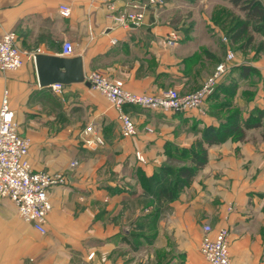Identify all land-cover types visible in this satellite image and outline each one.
<instances>
[{
  "label": "crops",
  "instance_id": "0c3cea01",
  "mask_svg": "<svg viewBox=\"0 0 264 264\" xmlns=\"http://www.w3.org/2000/svg\"><path fill=\"white\" fill-rule=\"evenodd\" d=\"M145 1L0 0V39L14 32L21 51L53 56H63V43L70 41L71 57H82L85 76L100 72L133 93H191L219 63L230 66L220 80L227 83L226 93L206 100L200 110L125 106L137 128L131 137L123 136L118 111L91 85L42 87L29 57L20 70L0 72V106L7 91L19 132L31 141L33 170L66 178L49 189L45 234L21 219L14 202L1 201L0 264H210L200 251L205 225L213 234L228 231L230 264H264V30L263 36L250 30L232 44L218 18L212 25L216 34H203L199 47L191 37L178 49V43H167L175 30L152 11L135 27L114 20L117 11ZM61 5L70 8L69 17L60 13ZM235 112L243 139L234 133L206 143L212 133L207 128L223 136ZM97 137L104 143L89 146ZM197 143L208 151L206 166L176 199L160 206L142 178L166 165H189Z\"/></svg>",
  "mask_w": 264,
  "mask_h": 264
},
{
  "label": "built area",
  "instance_id": "2783aa9c",
  "mask_svg": "<svg viewBox=\"0 0 264 264\" xmlns=\"http://www.w3.org/2000/svg\"><path fill=\"white\" fill-rule=\"evenodd\" d=\"M107 0H105L106 2ZM166 0H146L134 2L117 11L114 20L123 27L143 24L149 10L158 12L165 7ZM114 11V5L109 6ZM60 13L69 17L71 10L66 5L60 6ZM175 44L174 41L169 42ZM74 54V46L70 41H64V57ZM26 57L35 59V54H27L16 45V34L9 32L0 39V72L9 73L20 70ZM233 56L229 54L227 60ZM227 62L219 63L213 73L202 86L191 93L182 94L176 89H168L156 95L133 93L124 88L123 82L110 80L102 73L94 71L85 76V81L104 94L119 113L124 137L137 134V128L132 118L123 108L127 105L136 106L149 111L191 112L201 109L207 98L214 92L222 77L228 73ZM61 84L54 85L60 89ZM93 132L92 127L86 129V134ZM104 141L97 137L88 141V145H102ZM31 141L19 132L15 112L10 106L9 94L5 91L0 106V204L5 198L16 205L19 216L25 222L31 223L41 234L46 233V223L52 204L49 199V189L66 183L63 174L48 171H34L28 159ZM137 157L144 161L137 153ZM76 165L73 163L72 166ZM200 251L210 264H230L229 233L221 229L213 234L211 226H204V236Z\"/></svg>",
  "mask_w": 264,
  "mask_h": 264
},
{
  "label": "trees",
  "instance_id": "16d2710c",
  "mask_svg": "<svg viewBox=\"0 0 264 264\" xmlns=\"http://www.w3.org/2000/svg\"><path fill=\"white\" fill-rule=\"evenodd\" d=\"M230 3L235 7L240 9L245 16L243 21H238V19L233 16L227 15V17L219 18V20H224L221 24V29L225 30L226 27L229 30L225 31L226 39L232 44L239 42L247 38L250 35V26L252 23L256 25V32H262L264 30V5L259 0H229ZM217 22V20L215 21ZM250 39V38H249ZM247 39L245 42L252 41V39ZM244 42V43H245ZM241 70H247V68L242 67ZM222 80V79H221ZM229 87H236L234 83H229ZM227 83H218L214 92L207 98L208 99H217L220 96V92L226 93ZM227 102L230 103V99H227ZM184 113V112H178ZM238 116V113L230 115L228 126L222 127L224 134L221 139L219 137V129L207 128L206 134L209 131H212L211 134L207 135L205 142L209 144L222 142L226 136L236 134L240 136V139L244 137V129L239 128V125L235 123V120ZM231 121H233L231 123ZM247 127H250V124H246ZM256 126V125H255ZM189 165L183 166L179 169L172 168L168 165L164 166L159 172L150 178H142V182L149 184L147 191L149 194L153 195L155 199L161 205H164L169 199H176L180 190L188 186L192 180L196 177L199 170L206 166L208 162V151L204 148L202 143H197L192 147L188 157ZM154 184V185H152ZM140 227H143L140 225Z\"/></svg>",
  "mask_w": 264,
  "mask_h": 264
},
{
  "label": "rangeland",
  "instance_id": "374dc122",
  "mask_svg": "<svg viewBox=\"0 0 264 264\" xmlns=\"http://www.w3.org/2000/svg\"><path fill=\"white\" fill-rule=\"evenodd\" d=\"M264 5V0H259ZM152 11V10H149ZM148 12V11H147ZM155 13L156 19L160 24L170 23L171 28L174 29L171 35V41H174L181 49L182 46L191 37L193 39L192 46L199 47L202 44V37L207 31L216 34V27L212 26L218 18L233 16L238 21H243L245 14L240 9L235 8L229 0H166L165 7ZM264 26V25H263ZM256 25L252 23L250 26L251 31H256ZM229 30L226 27L225 31ZM252 33H250L251 35ZM261 36L263 33L261 32ZM258 35V34H257ZM188 40L186 42H183ZM168 41V45L171 44ZM178 41V42H177ZM190 44V43H189ZM185 46V45H184ZM191 47V46H190ZM193 49H196L192 47ZM175 51L178 56H181L180 52ZM200 110V109H199ZM19 125V124H18ZM136 125V124H135Z\"/></svg>",
  "mask_w": 264,
  "mask_h": 264
},
{
  "label": "water",
  "instance_id": "95a60500",
  "mask_svg": "<svg viewBox=\"0 0 264 264\" xmlns=\"http://www.w3.org/2000/svg\"><path fill=\"white\" fill-rule=\"evenodd\" d=\"M35 63L38 81L42 87L72 83L90 85L89 82L85 81L84 64L81 56L63 57L38 53L35 55Z\"/></svg>",
  "mask_w": 264,
  "mask_h": 264
}]
</instances>
